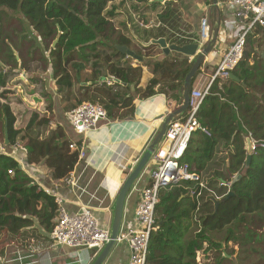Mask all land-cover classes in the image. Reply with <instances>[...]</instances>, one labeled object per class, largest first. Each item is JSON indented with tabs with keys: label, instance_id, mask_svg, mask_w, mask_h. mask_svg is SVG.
Returning a JSON list of instances; mask_svg holds the SVG:
<instances>
[{
	"label": "trees",
	"instance_id": "trees-1",
	"mask_svg": "<svg viewBox=\"0 0 264 264\" xmlns=\"http://www.w3.org/2000/svg\"><path fill=\"white\" fill-rule=\"evenodd\" d=\"M74 1L20 0L15 6L5 2H0V5L20 9L31 25L42 29L43 36H50L54 32L53 26L61 32L56 47L51 51L54 79L61 90L74 86L70 66L77 73L85 68L83 62L77 61L78 49L79 56L87 60L88 49L96 51L100 45L112 48L113 54L104 57L109 64V75L123 82L127 91H115L116 86H121L119 83L112 86L103 83L92 89L99 93L96 97L106 109L109 119L123 120L136 116L135 98L128 95L132 85L136 87L140 99L163 94L169 102L174 101L173 109H178L183 103L182 83L194 60L190 61L188 56L180 60L165 58L153 63H141L137 67L121 61L113 63L115 57L123 59L127 56L117 46L134 49L135 43L131 35L117 34L113 27L110 17L115 12L108 10V4L114 0H82L84 8L72 7ZM126 1L143 3L147 10L154 12L163 7L161 2H151L153 0ZM165 4L158 16L166 27L150 31L145 29L147 38H144L139 27L135 33L138 38L147 42L151 38L168 39V26L179 19L180 9L178 2L175 4L170 0ZM171 42L182 45L186 41L176 38ZM263 45L264 27H259L248 38L247 46L250 49H245L243 59L232 71L240 81L216 79L210 93L204 98L198 118L202 128L207 129L210 135L197 129L181 159L182 163L190 165L192 172L200 175L204 186L196 181H186L160 191V202L156 207L158 228L150 236L145 264H198L197 253L206 243L213 248L223 247V243L211 237L212 232L223 231L257 213L259 219L264 221V149L252 155L248 165L245 149V136L248 134L264 140ZM134 51L142 56L140 51ZM143 66H151L155 74L144 89L138 87ZM5 79V73L1 71L0 87L6 86ZM164 80L169 81L168 87L159 91L160 87L165 86L162 85ZM86 91L91 90L87 88ZM79 104L72 106L70 111ZM185 115L184 112L181 116ZM16 122L11 105L0 102V137L5 141L6 131L8 134V143L4 145L6 151L0 152V237L3 236V241L18 236L23 228L31 226L33 221L29 216H36L46 230H53L59 209L55 196L34 183L20 163L10 155L13 146L19 143L26 149V164L46 165L52 178L58 182L80 163L79 151L70 148V141L62 126L58 125L46 137L34 133L37 127L48 126L52 117L34 112L24 127L16 125ZM222 151L228 154L227 159L217 158ZM233 175L236 177L232 178ZM231 180L230 185L225 184ZM152 183L150 179L147 186ZM224 254L226 251H223Z\"/></svg>",
	"mask_w": 264,
	"mask_h": 264
},
{
	"label": "rangeland",
	"instance_id": "rangeland-1",
	"mask_svg": "<svg viewBox=\"0 0 264 264\" xmlns=\"http://www.w3.org/2000/svg\"><path fill=\"white\" fill-rule=\"evenodd\" d=\"M167 1L170 0L161 2L163 7L156 12L147 10L143 3L136 4L126 0L111 1L108 4V10H113L115 12V15L110 17L115 31L117 34H129L134 39L136 31L140 27L142 28L141 33H144L142 35L144 38H147L145 37V29L150 31L158 27H166L162 24L159 25L158 15L164 10ZM171 1L172 3L180 2L177 0ZM0 2L15 6L20 0H0ZM65 2L67 3L68 0H65ZM148 5L149 4H147V6ZM73 6L84 8L82 0H75L72 3V7ZM146 21H149L148 27L145 26ZM176 23H178V21L174 22V24ZM53 31L54 32L51 33L50 36H42V29L38 30L36 25L32 26L20 9L13 10L6 5H0V72L3 71L6 76V86L0 87V102H8L11 105L17 117L16 125L20 127H24L26 123H28L34 112H37L40 116L52 117V122L48 126L37 127L34 131V133H38L40 137L48 136L51 130L57 128L59 125L64 128L67 139H69L70 142L79 141V139L75 138L76 136L72 134L70 128L68 118L70 108L75 104L85 101L100 103L99 99L96 97L99 96V93L92 91V89L103 83L111 86L113 85V79L109 77V64L104 58L105 55H112L113 50L106 45H100L97 47L96 51L88 49L89 58L86 60L84 57L79 56L78 49L76 53L77 61L83 62L85 68L81 73H77L70 66L69 72L73 78L74 86L72 89L63 88L61 90L54 79L51 56V51L56 47L59 41H57V39L60 38L61 32L56 26H53ZM173 35L174 33L168 28L166 36L169 41H173L177 38L175 36L172 37ZM168 44L171 45L173 43ZM155 45L156 44H154V46ZM133 48V50L141 52L143 56V61L141 63L146 64L155 61L156 50L154 51V49H156V47L144 52L135 42ZM262 48L264 49V45ZM13 49L15 52L12 51ZM249 49L250 47L246 46V50ZM133 59L134 58L120 59L115 57L113 63L121 61V63L136 64V67L140 65L139 61ZM149 68H151V66H149ZM201 74L202 69L197 78ZM168 83V80L162 81V85L165 86L164 88L160 87L159 91L162 89L166 90L165 87H168ZM183 87L184 81L182 83V89ZM87 88H90L91 91H86ZM115 91L123 93L127 90L124 87L120 88L116 86ZM128 92L129 95L134 94L133 97L138 96L135 90H130ZM93 97H95V100ZM110 120L111 119L108 118L106 122L102 121V123L112 125L117 122V120ZM111 140H114L113 137H111ZM5 142L6 140L4 141L3 138L0 137V147L5 145ZM124 143L125 142H123V146H125L126 149L121 151L123 153V158L117 163H115V159L112 158H116L117 150L120 151V149H118L116 143H113V141L108 143L110 146L116 147V150H114L116 155L112 153L111 158L108 160V164L104 168L106 172L108 167L118 170L119 184L112 189L115 199L125 179L132 171L133 166H135L133 162L138 155L134 152L133 146H130L127 142ZM120 144L122 145V143ZM142 144L143 141L137 144V146L140 147ZM17 145L19 146L20 144L17 143ZM117 145H119V143H117ZM93 152V143L88 140L85 144V153L83 158L80 159V163L87 162ZM227 157L228 154L226 151H222L218 153L217 158L227 159ZM150 163H153L152 160ZM220 169L222 168L220 167ZM87 172L90 173V178L93 179L95 177L92 175L94 173L92 168L89 167ZM113 174L116 175V173ZM106 176L105 172H99L94 178V181H100ZM205 178L206 177H202V179ZM62 181L63 180H61V185L63 184ZM93 203L98 204V206L107 205V202L100 203L97 200H93ZM211 237L223 243V247L213 248L206 243L197 253L198 264H264V221L262 222V220L259 219V213L249 215L245 220H241L231 227L225 228L223 231L216 233L212 232ZM15 238L16 236L13 238L9 237V239L3 241V236H1L0 243L2 245L10 243V241L16 243ZM49 239H51V236H49ZM40 242H42V240L34 243V247L38 250H42L43 247H45L44 241L43 243ZM0 247L3 246L0 245ZM223 251H226V254H224L225 256L223 255ZM29 252H31L30 247ZM36 258L39 259V264H46L47 262V258H44L43 252L40 253L39 256L37 255Z\"/></svg>",
	"mask_w": 264,
	"mask_h": 264
},
{
	"label": "crops",
	"instance_id": "crops-1",
	"mask_svg": "<svg viewBox=\"0 0 264 264\" xmlns=\"http://www.w3.org/2000/svg\"><path fill=\"white\" fill-rule=\"evenodd\" d=\"M178 5L180 9V16L177 20L178 23L172 24V26H170V24L168 28L174 33L175 37L179 39H185L186 42L182 45L198 42L201 45V49H203L209 40L203 41L201 38V23L203 18H208L209 24L212 28V0H181ZM161 24L165 25V23H161L159 19V25ZM145 26L148 27V23L145 24ZM237 29L238 27L234 19L233 12L230 9L223 8L217 43L212 52L206 56V59L201 66L202 74L198 78L196 77L192 89L194 87H202L210 81L222 59L223 54L234 43ZM134 40L144 52L156 47V49H154V51L156 50L155 60H163L165 58L181 59L185 57V55L175 51H171L169 54H166L159 45L154 46L153 44L151 47L145 46V44L157 39L151 38V40L147 42L134 35ZM167 42L173 43L168 39ZM12 51L15 52L14 49ZM125 58L134 57L126 56ZM133 60H137L141 64L143 59L140 61L134 58ZM189 60L192 61L194 58L189 57ZM132 66L136 67V64ZM109 77L113 79V85H118L119 83V85H121L120 88L126 87L123 82L118 81L113 75H109ZM154 77L155 74L153 73V70L149 68V66H143V74L138 87L144 89ZM130 90L136 91V87L132 85ZM137 97H134V103L137 106L136 116L134 118H126L123 120L117 119V122L113 123L112 125L103 123L99 129L89 133L91 136V140L89 141L93 143L94 147V152L89 157V164H87L88 161L80 163L73 172L62 179V185L61 180L58 182L52 178L50 175V170L46 165L26 164L27 152L24 147L20 145L13 146L10 155L21 162L20 164L22 169H24L30 175L33 181L41 188L44 190L47 188L58 189L59 194L65 200L64 205L67 211L76 212L82 205H87L93 210L95 215L104 226L112 227L116 201L112 189L117 187L119 184V174L118 170L115 168L113 169L108 167L107 172L104 171V168L108 164V160L111 158L113 151L116 150L115 146H110L108 143L113 141V143H116L118 149H120V151L117 150V155L115 156L116 158H112L115 159V163L119 162L123 158V153L121 151L126 149V147L123 146V142H127L130 146H133L132 148L134 152L138 154L134 159L135 161L133 162V164L136 166L147 144L152 140L151 138L154 135H157L163 119L175 111L173 109L174 101H172L173 103L169 102V100L163 94H156L147 99H139V94ZM181 115L176 116L174 120L180 119L182 117ZM162 116L164 117L161 118ZM71 131L72 134L76 136L75 138L81 139V137L74 134L72 128ZM121 135L127 136H124L125 138L123 139ZM147 135L149 136V140L151 139L150 141L146 138ZM247 136H245L246 150L248 145L246 139ZM111 137H113L114 140H111ZM141 141H143V144L138 147L137 144L141 143ZM117 143H119V145H117ZM120 143H122V145ZM0 151H3L2 153L6 151L4 145L0 147ZM151 160L153 162V158H151ZM135 166H133V168ZM154 166V163L149 162L147 168L135 182L127 197L121 230L123 234L122 236H124L130 227L135 226V211L141 199V190L149 185L151 179L150 173ZM89 167L94 170V173L92 174L93 177H96L99 172H105V176L106 173L107 176L103 177L100 181H94L95 177L93 179L90 178V173L87 172ZM113 173H116V175ZM235 177L236 175L232 176V178ZM71 179L75 181V184H70ZM229 182L231 184L232 180ZM93 200H97L100 203L107 202V205L98 206V204L93 203ZM29 217L32 218L33 224L23 228L19 232V235L15 238L16 243L14 241H10V243H6L4 245L0 243V245L3 246L0 247V264H39L40 261L36 257L42 252L44 253V258H47L46 264H93L97 256L105 247L104 246L102 249H87L59 245L52 238V231L50 234V231L46 230L45 227L40 225L36 216ZM55 221L56 219L54 222ZM49 236H51L52 241L49 239ZM40 240H42L40 243H43V241L45 243V247H43L42 250H38L34 247V243ZM29 247L31 252H29ZM130 252V245L128 241L122 239L115 245L103 264H129Z\"/></svg>",
	"mask_w": 264,
	"mask_h": 264
},
{
	"label": "built area",
	"instance_id": "built-area-1",
	"mask_svg": "<svg viewBox=\"0 0 264 264\" xmlns=\"http://www.w3.org/2000/svg\"><path fill=\"white\" fill-rule=\"evenodd\" d=\"M219 7L230 9L233 12L238 27L236 39L223 54L210 81L202 87H194L191 90L186 115L169 123L163 141L152 156L155 165L151 172L153 183L141 190V199L135 211V226L130 227L124 236L121 232L118 237V241L125 239L130 245L129 264L146 263L150 236L158 228L156 207L160 202V191L179 186L186 181H196L204 186L200 175L192 172L188 163L181 162L192 135L197 129H202L210 135V132L202 128L199 122V109L204 98L210 93L213 82L216 79L229 78L231 72L241 62L249 36L259 27H264V0H221ZM210 37L209 20L203 18L201 38L203 41H208ZM68 118L74 134L81 137L79 141L70 142V148L78 150L79 158L82 159L85 144L87 140H91L89 133L99 129L103 125L102 121H107L109 118L107 111L100 103L85 101L72 109ZM124 136L127 135H121L123 139ZM247 138L251 140L252 155L256 154L259 149H264V140L255 139L251 134H248ZM113 153L116 155L114 151ZM87 161L89 164V158ZM9 172L12 173L11 170ZM70 184H75V181L71 179ZM225 184L230 185V182ZM45 191L55 196L59 206L58 216L52 230V238L57 244L102 249L110 241L111 227L104 226L89 206L82 205L78 211L69 212L65 208V200L59 194L58 189L47 188Z\"/></svg>",
	"mask_w": 264,
	"mask_h": 264
},
{
	"label": "water",
	"instance_id": "water-1",
	"mask_svg": "<svg viewBox=\"0 0 264 264\" xmlns=\"http://www.w3.org/2000/svg\"><path fill=\"white\" fill-rule=\"evenodd\" d=\"M164 1L165 0H153L151 2H164ZM212 11H213V19H212L213 25L211 28L212 35L203 49H201V45L198 42L190 43L186 45H179L176 43L169 45L166 38H160L158 40H153L152 42L145 44L146 47H150L152 44L159 45L166 54H169L171 51L181 53L190 58H194V62L190 71L187 73L184 81L182 105L177 110L170 113L163 119V122L161 124V127L157 135H154L151 138L152 140L150 139L151 141L149 140V136L148 135L146 136V138L150 142L147 144L145 150L143 151L141 157L138 160L137 165L132 169L128 177L125 179L124 183L122 184L119 190V193L117 194V198L115 201L113 223L111 227L110 241L102 249V251L97 256L93 264H103L107 259V257L109 256V254L111 253V251L113 250V248L115 247V245L119 242L118 237L120 236L122 230L125 205L131 189L133 188L135 182L138 180L140 175L147 168L154 152L156 151L157 147L159 146V144L161 143L164 137L168 124L172 122L176 116L183 114L189 106L190 94L193 87V80L195 79V77H197V73L201 69V66L204 63L206 56L212 52L218 40L220 26H221L219 0H212ZM58 40L59 38L57 39V41ZM117 48L122 53H126L127 56L129 57H134L140 61L143 59L141 56L136 54L134 50L129 49L127 46H117ZM229 78L236 81H240V79L233 72H231ZM163 117L164 116H162L161 118ZM6 142H8L7 131H6ZM247 144H248V158H247V165H248L252 158L251 140L249 138H247ZM240 176L241 175H239V177Z\"/></svg>",
	"mask_w": 264,
	"mask_h": 264
}]
</instances>
